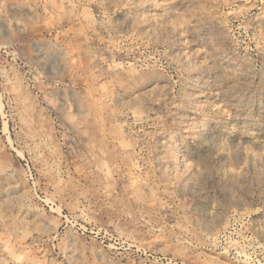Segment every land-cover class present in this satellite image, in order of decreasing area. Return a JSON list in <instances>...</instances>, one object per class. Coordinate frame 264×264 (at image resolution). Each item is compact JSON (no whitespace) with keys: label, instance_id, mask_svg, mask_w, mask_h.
Returning a JSON list of instances; mask_svg holds the SVG:
<instances>
[{"label":"rangeland","instance_id":"1","mask_svg":"<svg viewBox=\"0 0 264 264\" xmlns=\"http://www.w3.org/2000/svg\"><path fill=\"white\" fill-rule=\"evenodd\" d=\"M0 264H264V0H0Z\"/></svg>","mask_w":264,"mask_h":264}]
</instances>
